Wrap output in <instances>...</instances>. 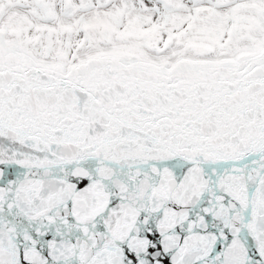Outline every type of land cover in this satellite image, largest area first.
I'll use <instances>...</instances> for the list:
<instances>
[{
	"label": "snow or ice",
	"instance_id": "6c2138e0",
	"mask_svg": "<svg viewBox=\"0 0 264 264\" xmlns=\"http://www.w3.org/2000/svg\"><path fill=\"white\" fill-rule=\"evenodd\" d=\"M0 264H264V0H0Z\"/></svg>",
	"mask_w": 264,
	"mask_h": 264
}]
</instances>
